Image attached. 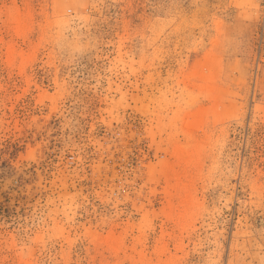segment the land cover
Listing matches in <instances>:
<instances>
[{
    "label": "rangeland",
    "instance_id": "obj_1",
    "mask_svg": "<svg viewBox=\"0 0 264 264\" xmlns=\"http://www.w3.org/2000/svg\"><path fill=\"white\" fill-rule=\"evenodd\" d=\"M0 264H264V0H0Z\"/></svg>",
    "mask_w": 264,
    "mask_h": 264
}]
</instances>
